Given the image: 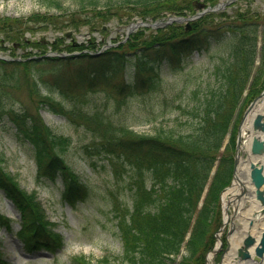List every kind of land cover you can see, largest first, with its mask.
<instances>
[{
	"label": "trees",
	"instance_id": "trees-1",
	"mask_svg": "<svg viewBox=\"0 0 264 264\" xmlns=\"http://www.w3.org/2000/svg\"><path fill=\"white\" fill-rule=\"evenodd\" d=\"M99 1L71 0L75 8L60 14L68 13L69 25L90 24L89 29H96L93 17L102 14L107 19L112 14L106 8L92 15L93 9L101 5ZM149 1L157 3L159 8L144 10L143 15L157 17L165 10L181 14L194 12L200 4H216L218 0H106L104 4L110 2L121 10L132 3L145 5ZM43 2L54 3L59 9L63 7V0ZM248 9H239L233 14L208 13L193 21L190 30L175 22L153 32L141 47H137L136 40L142 30L100 55L88 51L40 62L0 59L5 75L9 66L12 69L23 66L30 71L32 64L44 65L49 61L89 62L88 68L76 75V81L60 86L61 97L54 96L49 89L43 92L39 80L27 76L25 79L36 98V111L8 105L9 83L0 79V127L4 120L11 121L15 135L33 147L39 179L61 178L63 198L72 203L85 200L89 186L65 157L71 137L58 134L47 125L38 107L47 106L73 123L84 124L89 130L93 128L96 140L85 145L87 155L95 170L102 166L109 169L112 180L111 193L107 189L111 195L109 208L123 244L119 257L128 264H205L206 253L215 243V232L222 221L221 192L233 176L242 108L264 88V11ZM48 18L55 28L63 29V25L54 23L55 17ZM27 21L0 17V33L3 32L0 46L5 41L27 44L24 33L32 29ZM91 39L85 44L70 40L65 48L96 49V38ZM40 43V40L33 41L36 46ZM213 43L222 49L221 53L211 59L208 70L191 88H185L184 84L179 89L181 78L176 73L185 68L189 61L185 58L195 51L210 52ZM124 45L139 51L120 50ZM54 47L62 49L57 44ZM124 66L125 70L130 69L129 79L115 80L114 75ZM164 66L173 70L178 83L173 94V112H176L173 125L161 124L154 134H139L127 125L116 124L113 116L102 108H87L94 90L106 91L111 97L110 91H113L116 101L120 102L161 89L165 81ZM97 157H101L99 164ZM2 161L0 155V190L20 210L17 234L25 248L33 251L61 245L62 237L54 231L36 192L21 188L4 169ZM5 222L2 223L12 229L10 219L6 218ZM76 259L85 261L84 256ZM0 264H7L1 253Z\"/></svg>",
	"mask_w": 264,
	"mask_h": 264
},
{
	"label": "rangeland",
	"instance_id": "rangeland-1",
	"mask_svg": "<svg viewBox=\"0 0 264 264\" xmlns=\"http://www.w3.org/2000/svg\"><path fill=\"white\" fill-rule=\"evenodd\" d=\"M105 1L100 0L101 5L93 9L91 14H96L98 9L105 11L106 8H109L112 14L107 19H104L102 14L93 17L92 23L98 28H91L90 30V24L69 25L68 13L59 14L75 8L71 4V0H63L64 8L61 7L60 9L56 8L54 3L45 4L43 0H0V17L33 16V19L27 23L32 29L25 33L31 41L39 39L41 41L56 40V38L62 37V33L76 29L81 30L75 32V37L80 41L79 43H87L88 39L91 40L92 36H96L100 48L107 44L109 40L115 43L114 45L123 44L130 21L142 18L144 10L159 8L156 6L157 3L149 1L145 5L132 3L129 4L130 6L127 9L118 10L114 6L115 4L110 2L104 4ZM248 8L255 11H264V0H236L217 12L223 11L233 14L239 9L246 11ZM120 15L123 18L122 20L119 17ZM48 16L55 17L54 23L63 25V29H60L61 31L56 30L50 23ZM211 25L214 24L210 23ZM141 29L143 32L136 40L137 47L143 46V42L150 39V35L155 31L151 27H140L139 30ZM0 35L3 36V32ZM63 36H66V34H63ZM4 46L0 47V53L4 56H12L11 53L15 52L16 56L29 57L30 53L28 51L31 52V47H19L13 50L11 42L8 41L5 42ZM129 48V45H124L120 50H128L127 53L139 51L136 48ZM221 51L222 49L213 43L210 52L195 51L191 56L185 58L189 60L185 68L176 73L181 78L179 89L184 84L185 88L186 86L187 89L191 88L193 82L208 70L211 59L217 58ZM34 52L37 51L34 50ZM88 63L87 60L71 61L69 64H61L51 71L47 70L49 65H38L37 71L33 70L34 65L30 71H25L24 67H18L14 71L9 66L6 72L7 75L3 74L5 70L0 69V79L9 83L7 87L10 95L7 99L8 105H12L16 109L29 107L36 111V98L34 99V94L31 92L32 86L25 79L26 75L39 80L43 92L49 89L54 96L61 97L60 85L76 81V75L81 71H85L84 68H88ZM129 71L130 69L126 68L125 70L124 66L120 72L115 74L114 79L121 80L123 77L129 79ZM163 76L165 81L161 89L144 92L142 95L130 97L126 101L117 102L113 91H110V93L114 98L106 91L94 90L90 94V99L87 102L89 104H86V106H89L87 108H92V106L102 108L103 112L110 114L111 117L113 116L116 124L127 125L136 133L154 134L156 127L161 124L169 123L173 125V117L176 115V112H173V94L177 90L178 83L173 77V70L168 67H165ZM188 82L192 83L187 84ZM248 104L243 106L242 114ZM162 110H164V114L161 113ZM40 113L46 124L54 131L71 137V144L65 157L88 183L89 195L85 201L82 199L72 204L64 200L61 195L63 189L61 178L56 181L39 179L32 145L28 142H22L15 135L11 121L4 120L0 127V155L4 159L2 164L14 176L20 187L29 192L34 191L37 193L38 198L47 209L49 219L54 222V231L62 236L63 242L61 247L57 244L53 249L27 250L17 235L21 214L15 205L0 192V213L11 217L13 224V229L2 226L1 221L4 220V215H0V253H2L3 259L7 264H128L119 258L123 251V245L118 234L115 218H112L113 215H111L109 208V197L111 195L108 192L111 193L112 190V180L108 174L109 169L98 166L97 169L100 168L99 170H93L90 165L91 160L87 155L85 145L95 141L94 134L97 133L93 128L89 130L84 124L78 125L71 122L67 116L55 113L47 106H42ZM154 116L156 118H153ZM100 159L101 157L96 158L98 164L101 161ZM226 232L227 228L224 229L222 236H225ZM218 254L212 257L213 263L218 261ZM79 255L84 256L85 261L79 260L78 262L75 257ZM105 257H108V262L104 259ZM176 259H179V257ZM175 264L177 263L175 262Z\"/></svg>",
	"mask_w": 264,
	"mask_h": 264
},
{
	"label": "water",
	"instance_id": "water-1",
	"mask_svg": "<svg viewBox=\"0 0 264 264\" xmlns=\"http://www.w3.org/2000/svg\"><path fill=\"white\" fill-rule=\"evenodd\" d=\"M230 1L232 0H227L226 2H222L221 4H219L217 7H209L190 16L170 15L164 18V20H157L155 22L138 20L137 22L132 24V27L129 29V31L132 28L143 24L157 27L160 25L171 23L173 21L182 22L185 20L187 21L189 19H194L203 14L205 11L211 8L215 9L223 6L225 3ZM263 94L264 90L250 103L243 115V119L238 131L236 156L234 162V182L237 181L239 183L241 192L233 195L234 197L228 199L224 204V211L226 214L225 223L227 222L229 217L231 219V226L228 235L233 234L241 226L238 220L239 210L249 205V203L246 202L245 199L249 198V196L253 194L255 195L256 199L259 200L260 207L253 211L254 217H251L249 219L248 227L251 228L254 226L256 220L255 218H259V216H262V218L264 219V161L262 160V157L264 158V113L260 112L256 115L253 121L254 132H251V130L249 131V133H251V136L249 137L250 148L246 151H243V153L241 154L243 148V124L249 113L253 110L255 104L259 101L260 97ZM245 153L246 157L242 158V155H244ZM255 158H257V161L254 160ZM243 161L247 163V168L249 169L247 172L245 168L239 170V164H241V162ZM243 178L248 179L249 182L254 185L255 188L253 191L247 187L245 181L246 179ZM226 189L227 188H225V190ZM242 201L246 202L245 206L241 205ZM231 203L234 205V211L232 215L229 213V207ZM220 230H222V228ZM217 237H219V233H217ZM242 243L243 244L238 247L237 254L234 255L232 261H235V263L237 264H262L264 260V230L262 231L259 239H257V237L252 235L250 232H247L242 240ZM251 247L253 249V252L251 251ZM232 248L233 247L230 243L225 248L224 253L222 254V258L217 264H228L227 260L231 255ZM213 251L215 252L216 249H214Z\"/></svg>",
	"mask_w": 264,
	"mask_h": 264
},
{
	"label": "bare ground",
	"instance_id": "bare-ground-1",
	"mask_svg": "<svg viewBox=\"0 0 264 264\" xmlns=\"http://www.w3.org/2000/svg\"><path fill=\"white\" fill-rule=\"evenodd\" d=\"M264 111V94L260 97L259 101L255 104L253 110L249 113L248 118L246 120V124L244 125L243 133L245 134L246 139L249 137V133L247 132V128L249 130H254L252 122L254 121L256 115L260 112ZM242 165H240L241 167ZM241 169V168H240ZM238 184H235L228 188V190L224 193V198L227 200L228 195H230L231 192L238 191ZM246 202L250 203L251 207L246 209L245 211H242L239 218L241 224H243L246 227V224L248 220L250 219V216L246 215L248 212H252L253 209L256 207L254 203L250 200V198L245 199ZM264 226V223L262 224ZM251 233H255L257 235L256 227H252L250 230ZM214 253H211L209 255V261L211 260Z\"/></svg>",
	"mask_w": 264,
	"mask_h": 264
}]
</instances>
